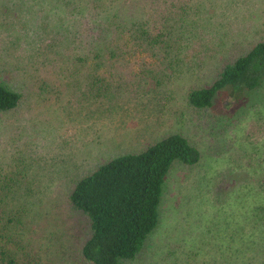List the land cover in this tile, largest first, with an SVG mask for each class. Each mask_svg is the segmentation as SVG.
I'll return each mask as SVG.
<instances>
[{"label":"rangeland","instance_id":"obj_1","mask_svg":"<svg viewBox=\"0 0 264 264\" xmlns=\"http://www.w3.org/2000/svg\"><path fill=\"white\" fill-rule=\"evenodd\" d=\"M21 1L0 0V81L22 95L18 108L0 112V162L24 164L32 188L25 233L31 245L46 249L52 264H90L80 255L90 229L69 201L75 180L117 155L181 133L201 160L174 165L158 227L140 256L123 264H264V87H226L206 110L192 109L186 99L191 88L212 82L224 61L264 40V0H174L191 6L183 20L163 9L170 24H183L175 28L187 38L180 54L202 58L175 66L171 81L144 98L146 106L133 105L116 118L85 116L50 81L46 92L31 87L32 75L48 79L54 66L44 67L36 51L47 41L27 35L24 16H14L28 8ZM151 2L115 0L113 6L120 20L136 21L155 16ZM193 43L197 51L185 50Z\"/></svg>","mask_w":264,"mask_h":264},{"label":"trees","instance_id":"obj_2","mask_svg":"<svg viewBox=\"0 0 264 264\" xmlns=\"http://www.w3.org/2000/svg\"><path fill=\"white\" fill-rule=\"evenodd\" d=\"M21 2L28 8L14 16H24L27 35L31 32L37 40L47 41L43 47L37 45L36 51L44 67L54 66L48 79L32 75L28 79L31 87L39 84L44 92L52 86L59 93L67 91L70 102L78 103L85 116L124 117L131 106H146L144 98L171 81L175 66L202 58L182 57L187 38L175 28L183 24L177 20L170 24L164 12L186 19L191 8L187 1L179 7L174 0H153L155 16L136 21L120 20L115 0ZM196 43L185 50L197 51ZM205 50L211 51L209 47ZM226 87L247 91L264 87V40L244 55L224 61L212 82L191 88L187 105L206 110ZM21 100L18 91L0 81V112L15 110ZM200 160V150L186 136L172 133L140 152L117 155L76 179L69 201L90 229L80 249L82 258L90 264L137 259L159 225L169 172L176 164L191 167ZM25 174L22 162H0V264H52L47 250L31 245L25 234L32 202Z\"/></svg>","mask_w":264,"mask_h":264}]
</instances>
